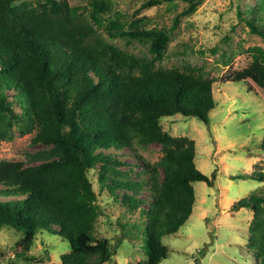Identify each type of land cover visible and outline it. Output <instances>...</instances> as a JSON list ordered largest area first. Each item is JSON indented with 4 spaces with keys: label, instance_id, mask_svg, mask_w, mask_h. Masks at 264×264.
I'll use <instances>...</instances> for the list:
<instances>
[{
    "label": "trees",
    "instance_id": "16d2710c",
    "mask_svg": "<svg viewBox=\"0 0 264 264\" xmlns=\"http://www.w3.org/2000/svg\"><path fill=\"white\" fill-rule=\"evenodd\" d=\"M82 1L89 6L87 15L67 0L17 6L14 0H0V144L12 139L17 125L20 135L34 133V143L49 147L35 155L37 164L0 161V232L20 235L26 262L36 237L46 233L68 243L59 264H107L112 258L108 245L87 244L94 242L101 215L89 178L96 171L105 197L125 213H138L125 226L139 231L145 248V261L135 264H160L167 256L162 237L176 234L192 214V184L213 187L214 175L208 178L196 169L192 140L171 137L159 121L181 115L207 125L216 107L213 82L202 68L153 69L155 58L146 61L120 51L98 27L110 39L150 42L156 57L171 30L126 31L120 15L103 20L109 1ZM184 1L187 13L200 2ZM259 9L264 13V0ZM247 27L264 38L253 23ZM250 54L251 63L233 79L264 89V53L252 49ZM151 144L162 152L154 164L136 156V146ZM123 150L141 162L143 171L120 170L130 165L122 161ZM237 179L264 183V173ZM242 208L252 211L248 247L256 264H264V192H253L231 211Z\"/></svg>",
    "mask_w": 264,
    "mask_h": 264
},
{
    "label": "rangeland",
    "instance_id": "374dc122",
    "mask_svg": "<svg viewBox=\"0 0 264 264\" xmlns=\"http://www.w3.org/2000/svg\"><path fill=\"white\" fill-rule=\"evenodd\" d=\"M37 0H14L35 4ZM69 5L87 15L89 6L82 0H67ZM110 11L103 20L120 15L124 30H171L165 49L159 57L152 52L150 42L110 39L104 27L97 30L102 37L120 51L146 61L154 59L153 69H172L192 66L202 68L213 82L216 107L208 117V124L181 115L164 117L159 121L171 137H187L195 144L194 164L203 175H214L213 187L194 182L195 202L192 214L178 232L162 237L167 250L160 264H256L248 247V227L252 211L231 207L245 200L253 192H264V183L251 179H237L239 175L264 173V89L250 80L235 82L233 77L252 61L250 50L264 53V38L249 31L253 23L264 33L262 0H200L196 10L187 13L184 0H107ZM146 4V5H145ZM138 20L140 22L136 23ZM134 22L136 23L134 26ZM176 26L173 28V25ZM105 25V24H104ZM12 93H8L10 97ZM16 107L15 111L18 112ZM34 133L20 135L14 126L12 139L0 144V161L37 164V153L49 149L34 143ZM136 156L150 164L162 156L160 146H136ZM130 164L120 170L143 171L141 162L128 157ZM133 157V154H131ZM120 158L119 155H116ZM138 164V165H134ZM96 171L89 178L97 194L101 215L94 226V242L106 243L112 252L107 264H135L146 259L139 231L126 228L137 220L138 213H125L116 201L105 197L99 189ZM140 198L146 200V194ZM144 209L148 204L143 205ZM20 235L13 230L0 232V264H59V257L68 253L65 240L57 235L36 237L26 253L21 254Z\"/></svg>",
    "mask_w": 264,
    "mask_h": 264
}]
</instances>
